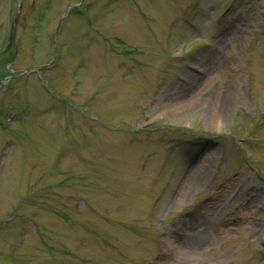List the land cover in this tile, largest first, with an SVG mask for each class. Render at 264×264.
Here are the masks:
<instances>
[{
    "label": "rangeland",
    "instance_id": "obj_1",
    "mask_svg": "<svg viewBox=\"0 0 264 264\" xmlns=\"http://www.w3.org/2000/svg\"><path fill=\"white\" fill-rule=\"evenodd\" d=\"M0 264H264V0H0Z\"/></svg>",
    "mask_w": 264,
    "mask_h": 264
},
{
    "label": "bare ground",
    "instance_id": "obj_2",
    "mask_svg": "<svg viewBox=\"0 0 264 264\" xmlns=\"http://www.w3.org/2000/svg\"><path fill=\"white\" fill-rule=\"evenodd\" d=\"M195 184H196V183H192V185H191V186H192V187H191V190H192L193 188H195ZM187 194H188V193H187ZM189 244H190V243H188V245H189ZM190 246L192 247V242H191Z\"/></svg>",
    "mask_w": 264,
    "mask_h": 264
},
{
    "label": "water",
    "instance_id": "obj_3",
    "mask_svg": "<svg viewBox=\"0 0 264 264\" xmlns=\"http://www.w3.org/2000/svg\"><path fill=\"white\" fill-rule=\"evenodd\" d=\"M13 38V37H12ZM12 40V39H11Z\"/></svg>",
    "mask_w": 264,
    "mask_h": 264
}]
</instances>
